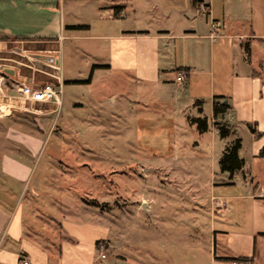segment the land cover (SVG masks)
<instances>
[{"label":"crops","instance_id":"crops-1","mask_svg":"<svg viewBox=\"0 0 264 264\" xmlns=\"http://www.w3.org/2000/svg\"><path fill=\"white\" fill-rule=\"evenodd\" d=\"M139 16L143 22L138 21ZM213 22L220 27L212 28ZM67 41L79 53L76 57L86 62L90 82L83 80L84 70L77 77L63 78L57 110L51 103L19 95L15 83L30 85L35 71L46 68L50 76H61L57 55ZM76 41L87 42L85 49ZM1 55L23 60H16L13 67L0 66V107L6 111L0 115V264H17L19 258L29 264H118L127 260L115 252L110 255L115 259L107 262L106 251L116 248L117 237L124 247L129 242L118 226L120 219L114 215L106 218L109 214L103 210L109 203L113 212L117 204L124 209L127 201L101 194L96 181L99 174L83 175L76 167H63L44 138L53 129L49 122L53 115H60L65 130L79 136L84 123L72 90L90 85L99 72L114 84L126 82L145 93L154 92L146 97L148 105L168 106L165 118L138 119L148 135L168 126L166 142L186 147L189 143L183 134L175 133L173 114L184 115L185 126L195 128L194 151L199 152L206 143L204 137L212 134L210 169L207 158H193V177L200 178L205 170L213 181L212 264H231L233 258L264 264V0H0ZM180 71L187 78L177 83ZM118 93L111 90L107 95L115 108L125 97ZM216 97L229 108L214 119ZM187 111L194 114L187 116ZM195 118L207 120L206 132L198 131L192 121ZM224 122L231 132L220 138L215 123ZM243 131L250 135L251 143L242 156L244 143L240 140L239 157L244 165L230 177L220 171L219 159L238 139L233 133ZM51 147L65 152L66 162L75 166L97 163L95 159L73 162L72 156L83 157L76 152L75 141H59ZM180 155L174 160L186 163L185 155ZM66 179L70 184L83 181L85 190L77 194L63 188L60 182ZM142 202L146 208L147 202ZM218 242L224 244L219 255Z\"/></svg>","mask_w":264,"mask_h":264},{"label":"rangeland","instance_id":"rangeland-1","mask_svg":"<svg viewBox=\"0 0 264 264\" xmlns=\"http://www.w3.org/2000/svg\"><path fill=\"white\" fill-rule=\"evenodd\" d=\"M138 21L143 22V17L139 16ZM70 43L65 42L57 55L62 80L77 77L84 70L82 78L89 81L92 75L90 71L87 72L86 62L76 57L79 53L77 51L74 53ZM76 43L81 50H84L87 44L85 41ZM3 56H0V66L13 67L17 65L16 60H23L18 56H12L10 59ZM42 70L35 71V82L52 81L50 70L46 68ZM0 76H3L2 73ZM174 87L171 88L172 91L175 90ZM111 90L116 94L121 92L125 95L123 103L116 108L107 100ZM72 92L76 94L74 100L79 105L77 112L82 115L84 123L79 136L75 137L74 133L65 130L64 120L60 115L57 118L53 115L49 119L53 129L48 136L45 133L44 138L47 137L48 148H54L53 156L62 162L63 167H76L83 175L99 174L96 181L101 194H105L107 199L109 198L107 194H114L127 201L125 210L120 204H117L119 207L115 208V212L111 211L114 208L112 203L103 207L109 214L106 218L113 219L114 215L120 219L118 226L128 235L129 242V245L124 247L123 240L117 237L114 242L116 248L107 250L106 254L110 256L116 252L127 258L118 264H212L214 241L210 225V189L213 181L209 179V173L205 170L200 174V178L193 177L195 156L199 159L207 158L206 166L210 169L209 141L212 134L204 137L206 143L199 152L194 151L192 144L198 138L195 128H192L193 125L185 126L184 115L173 114L177 121L175 133L183 134V140L189 143L186 147L166 142L168 126L158 127L150 133L151 136L148 135L143 122L138 119H145L148 116L165 118L168 106L148 105L146 97L155 95L154 92L145 93L126 82L114 84L105 73H96L90 85L87 83L84 87L73 89ZM100 100L101 103H98ZM135 101L141 103L136 105ZM189 114L191 116L194 113L187 111L186 115ZM233 134L232 136L236 135L235 138L243 141L242 156H245V149L251 143L250 135L246 131L241 135L235 132ZM59 141L78 143L79 148L76 152L83 153V157L72 156L73 162L75 159L77 161L95 159L97 163L86 162L87 164L82 167L66 162L65 152L51 147ZM216 141H219L218 138ZM181 153L185 155L186 163L174 160L175 157L181 156ZM240 175L239 173L237 177ZM218 179L219 177L216 178V182ZM60 184L77 194L85 190L81 180H72L70 184L66 179ZM143 199L147 202L146 208ZM223 246L221 242L217 243L218 255ZM112 259H115L114 256H110L107 262Z\"/></svg>","mask_w":264,"mask_h":264},{"label":"built area","instance_id":"built-area-1","mask_svg":"<svg viewBox=\"0 0 264 264\" xmlns=\"http://www.w3.org/2000/svg\"><path fill=\"white\" fill-rule=\"evenodd\" d=\"M220 27L219 22H213L212 28ZM52 81L47 83H37L33 81L30 85L25 83H15L17 93L23 96L25 99H29L34 102L51 103L55 110L59 109L62 102V87L63 82L60 75H51ZM187 78L185 71H180L175 77L177 83H182ZM40 84V85H39ZM5 109L0 107V115H5ZM102 258L105 255L101 254ZM17 264H29L27 259L19 258ZM232 264H250L246 261H233Z\"/></svg>","mask_w":264,"mask_h":264},{"label":"trees","instance_id":"trees-1","mask_svg":"<svg viewBox=\"0 0 264 264\" xmlns=\"http://www.w3.org/2000/svg\"><path fill=\"white\" fill-rule=\"evenodd\" d=\"M220 97H216L212 104L213 118L223 116L227 110L228 105L220 101ZM200 133L206 132L208 130V123L205 118H195L192 120ZM220 138H226L231 132V127L228 123H215ZM241 147L240 139H235L231 145L226 147L219 159V168L223 173H228L232 177L237 171H240L244 165V161L239 157V150ZM230 261H248L245 258H233Z\"/></svg>","mask_w":264,"mask_h":264},{"label":"water","instance_id":"water-1","mask_svg":"<svg viewBox=\"0 0 264 264\" xmlns=\"http://www.w3.org/2000/svg\"><path fill=\"white\" fill-rule=\"evenodd\" d=\"M38 58L41 59V60L49 61L50 63H53V62H55V64L58 63L57 60H54V59H52L51 57H48V56H38Z\"/></svg>","mask_w":264,"mask_h":264}]
</instances>
